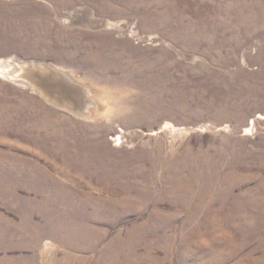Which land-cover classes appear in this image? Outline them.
I'll return each mask as SVG.
<instances>
[{"label": "rangeland", "instance_id": "rangeland-1", "mask_svg": "<svg viewBox=\"0 0 264 264\" xmlns=\"http://www.w3.org/2000/svg\"><path fill=\"white\" fill-rule=\"evenodd\" d=\"M223 1L0 0V161L29 166H0V264H96L112 241L140 255L114 264H264V0ZM76 11L81 22H61ZM192 11L201 32L177 30ZM158 16L169 23L154 28ZM159 62L172 68H148ZM74 147L97 167L70 166ZM100 198L118 222H93ZM83 201L86 213L66 206ZM89 229L104 235L87 252Z\"/></svg>", "mask_w": 264, "mask_h": 264}, {"label": "bare ground", "instance_id": "bare-ground-1", "mask_svg": "<svg viewBox=\"0 0 264 264\" xmlns=\"http://www.w3.org/2000/svg\"><path fill=\"white\" fill-rule=\"evenodd\" d=\"M57 7H59V6H64L65 4V2H62L63 0H61V1H59V0H51ZM96 1V0H95ZM219 1H221L222 3L224 2L223 0H219ZM205 2V6H207L209 3V1H204ZM247 2H248V0H241V4H242V7H246L247 8ZM228 9V8H227ZM73 11V10H72ZM192 13L194 14V15H196L197 17H196V19H193V18H190V17H185V16H175L176 18H175V21H174V23H173V25L175 24V26L177 27V30L179 29V26H182V25H186L188 22H190V23H192V25H193V27H192V29H190V30H187L186 29V31L187 32H193V33H200L201 31H199L198 29H199V27H197V25H198V18H199V15H200V13H199V11H196V12H193L192 11ZM82 13H78L77 11L74 13V12H69L68 14H65L64 16H62V17H65V18H63L62 20H61V22H65V23H69V22H73L74 21V19L75 20H78V21H80L79 19H77V17H79L80 15H81ZM66 16H68V17H66ZM224 16H226L227 18H235V16H234V14L233 13H231V12H225L224 13ZM245 18H244V17ZM238 15V18L240 19V24L238 23V25H239V29H246L247 27H248V25H247V23H249V22H251V17H252V14L250 15V14H248V15ZM56 17H58V16H56ZM66 18H68V19H66ZM157 18V20L155 21V22H152L153 23V27L155 28V27H158V26H160L162 23H164V22H168V20L166 19V18H164V17H161V16H158V17H156ZM87 20H91L90 18H88ZM82 21V20H81ZM80 21V22H81ZM96 24H97V22H98V19L97 20H95L94 21ZM98 23H100V22H98ZM169 23V22H168ZM171 24V23H170ZM92 25H94V24H92ZM219 26H221L220 28L221 29H225V30H228V28H227V26H226V22H225V20H223V19H221V21H219ZM238 28L236 27V30H237ZM239 29H238V31H239ZM174 31H176V30H174ZM204 33H203V31H202V35H203ZM246 45V44H245ZM230 51H233L232 49H230ZM234 52V51H233ZM232 52V55H230L231 56V58H229V60L231 59V61H229V60H227V62H226V65L228 66L229 64H233V63H235V61H236V59H235V54ZM228 53H229V51H228ZM263 56H264V54H263ZM193 60V59H192ZM108 62H113V57L112 56H109V58H108V60H107ZM221 59H220V64H221ZM168 63V62H167ZM223 64H225V61H224V59H223ZM199 66H197V67H195V68H198ZM0 68H1V66H0ZM2 68H5V67H2ZM148 68H172L171 67V65H170V63H168V64H161L160 62L157 64V67L156 66H154V67H152L151 65L148 67ZM191 68H193V67H191ZM2 70V69H1ZM45 70V69H44ZM52 77H55L54 75H52ZM55 79V78H54ZM57 88H59V93L60 94H62V95H64V97L66 98V99H68L69 101H70V103L73 105H75V103L77 102V96H76V93H75V91H72V93H71V91L68 89V87H66L64 84H60V83H58V86H57ZM56 88V89H57ZM42 92V91H41ZM53 103H56V105H59V106H63V107H65V108H69L68 107V104H59L58 102H56V101H53ZM76 106V105H75ZM259 116V115H258ZM261 117V116H260ZM12 124H14L15 122L17 123V121H14V118L13 119H11V121H10ZM35 122H36V125H35V128H38L39 126H38V123H37V120H35ZM256 124H255V120H252L251 122H250V125H249V127H247L246 129H245V131H246V133H248V134H252L253 132H255L256 131ZM31 135V134H30ZM30 135H28V138L29 139H31L30 138ZM38 135V133H35V136H37ZM50 138V140H54L53 139V137H49ZM47 139V138H46ZM120 139V137H117V140H119ZM32 140V139H31ZM66 140L67 139H65V138H63L62 140H61V143H60V146H62V148H64V147H66V145H67V143H66ZM44 145H51V143H50V141L48 142L47 140H45V143H44ZM69 151V154H70V160L69 161H67V163H69L70 164V166H72V167H74V166H77V170L80 172V173H85L86 172V170H85V166H87L88 165V167H89V169H90V172L92 171V169H93V166H91V165H94V166H96L97 167V164H98V162H96L95 160H91V161H88L87 159H85L84 157L83 158H81V150L80 149H78V148H76V147H74V150H68ZM3 159H5L4 157H2ZM1 160L0 161V166L1 167H5V166H10V165H22L23 167H29L28 166V164L27 163H24V162H22V163H20V161H17V160H13V162L12 161H5V160ZM98 166H100V165H98ZM10 168V167H9ZM80 169H82V170H80ZM2 173V174H1ZM3 174H9V172L8 171H6V170H0V177H3ZM18 174V173H17ZM8 175H6L5 177H6V179L8 178L7 177ZM8 181H9V179H7ZM45 185H41L40 187H39V190L42 192L43 191V193L44 192H47V193H49L50 194V196H51V194H53V195H55L57 198H59V197H61V196H63V198H64V200H65V202H66V199H67V197H68V195H65V193H63V190H57V188L55 187V186H50L51 188H53V190H50V191H47V190H45L43 187H44ZM46 187V186H45ZM60 188H63L62 186H60ZM262 189L264 190V186L262 187ZM38 193V192H37ZM240 197V196H239ZM75 199H81L80 197H75ZM226 199V198H225ZM99 200H103V199H97V200H93L94 202L92 203L93 205H92V207L94 208V211L96 212V214H95V216H97V218L96 219H94L93 220V222H96L97 224H102V223H113L114 224V222H118V220L117 219H114V218H112L113 216H115L116 214H119V213H121V211H118V210H120L119 208H117V206H115L116 205V203L115 202H112V201H106L105 199H104V202L101 204V202L99 201ZM86 201H88V199L86 200ZM65 202L64 203H59L60 205H66L65 204ZM89 202V201H88ZM46 204H48L49 202L47 201V202H45ZM83 203H86L87 204V202H82V204ZM68 205H66L69 209H73V210H75V208H78V210L77 211H80V212H84L85 210V206L86 205H82L81 207H79V206H77V205H73V204H70V203H67ZM254 205L257 207V208H259L260 209V216H259V223L261 224V222L264 224V205L262 204L261 205V201H260V199L259 198H255V203H254ZM69 206H71V208L69 207ZM71 209V210H72ZM80 209V210H79ZM85 213H86V211H85ZM85 213H84V216H86V217H89L88 215H85ZM258 214V213H257ZM154 215V214H153ZM120 216V215H119ZM242 216V215H241ZM256 216V215H255ZM89 219V218H88ZM251 220L252 221H250L251 223H253V224H256L257 222V220H254V218H251ZM258 226H260V225H258ZM262 226V225H261ZM264 226V225H263ZM259 228V227H258ZM261 228V227H260ZM251 229V228H250ZM259 232H260V230H259ZM103 235H104V233H101V232H99V231H93V233H91V231H90V229L89 230H86L85 231V233H84V237H82V236H78L77 237V239L78 240H83L84 242H87V243H89V241H91L92 242V244L90 245V246H86V247H84L85 249L87 248V252H89V251H94L95 250V247L100 243V242H102L103 240H102V237H103ZM134 236V235H133ZM155 236V235H154ZM75 237V236H74ZM76 238V237H75ZM117 239V238H116ZM115 239V240H116ZM142 239V238H141ZM148 239V238H147ZM114 240V241H115ZM120 240V239H119ZM113 242V241H112ZM112 242H110V243H108L107 245H106V248H105V252L101 255V257L99 258V259H96V264H114V262L116 261V255H121L120 253H121V251L124 253V252H128V254H129V258H133L134 257V259H137L138 257L140 258V255L138 256V255H133V249H134V251L136 250V247H137V245H136V247L134 246V245H132L131 246V248L129 247V249L127 250H125L123 247L124 246H120V247H118L119 246V244H117V243H115L114 245L115 246H109ZM123 242H124V240H123ZM140 243H142V242H140ZM135 247V248H134ZM262 248V247H264V244H258V246H257V248L259 249V248ZM14 247H9V248H6L5 250H7V249H13ZM123 248V250H121ZM84 249V250H85ZM144 249V248H143ZM242 250V249H241ZM80 251V250H79ZM82 252H85V251H82ZM249 253V257H251L252 259H254V257H252L253 256V253H252V251L251 252H248ZM63 254V253H62ZM146 254V253H145ZM169 254V253H168ZM148 255V254H147ZM167 255V254H166ZM63 256V258H64V264H73L76 260H75V258L73 257V256H71L69 253H66V254H64V255H62ZM264 256V255H263ZM150 257H152L153 258V256H151V254H150V256H149V258ZM217 258V257H216ZM151 259V258H150ZM183 259H184V261L187 259H185L183 256H181V255H179V260H182L183 261ZM222 259V258H221ZM263 261H264V257L263 258H261ZM92 260V259H91ZM91 260H88V257H83V258H81L80 259V261H79V263L80 264H89L88 262H90ZM161 260V259H160ZM215 260V261H214ZM256 261V260H255ZM153 263H155V262H153ZM216 263H219V259H218V261H217V259H213V258H211L210 259V264H216Z\"/></svg>", "mask_w": 264, "mask_h": 264}]
</instances>
